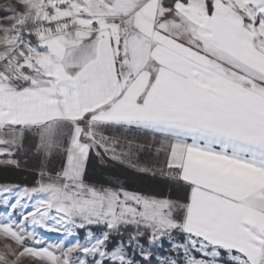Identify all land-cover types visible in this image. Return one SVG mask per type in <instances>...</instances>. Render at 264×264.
<instances>
[{
	"label": "snow or ice",
	"instance_id": "6c2138e0",
	"mask_svg": "<svg viewBox=\"0 0 264 264\" xmlns=\"http://www.w3.org/2000/svg\"><path fill=\"white\" fill-rule=\"evenodd\" d=\"M0 166V264H264V0L0 3Z\"/></svg>",
	"mask_w": 264,
	"mask_h": 264
},
{
	"label": "trees",
	"instance_id": "16d2710c",
	"mask_svg": "<svg viewBox=\"0 0 264 264\" xmlns=\"http://www.w3.org/2000/svg\"><path fill=\"white\" fill-rule=\"evenodd\" d=\"M10 0H7V2ZM5 0H0V3H4ZM152 166L160 165L164 163L163 156H160L157 159L149 161ZM103 165L97 168L95 175L97 178H108L109 175H120L128 177V184L130 187L141 188V189H153L162 192L170 191V186L166 180L159 176L152 178L150 176H145L142 173H138L132 169H125L123 166L114 165L107 171L104 170ZM30 177L25 176L19 170H14L7 168L5 166H0V181H15L19 182L21 180H28Z\"/></svg>",
	"mask_w": 264,
	"mask_h": 264
},
{
	"label": "rangeland",
	"instance_id": "374dc122",
	"mask_svg": "<svg viewBox=\"0 0 264 264\" xmlns=\"http://www.w3.org/2000/svg\"><path fill=\"white\" fill-rule=\"evenodd\" d=\"M11 2V0L10 1H8V3H10ZM49 236H55L56 234H48Z\"/></svg>",
	"mask_w": 264,
	"mask_h": 264
}]
</instances>
